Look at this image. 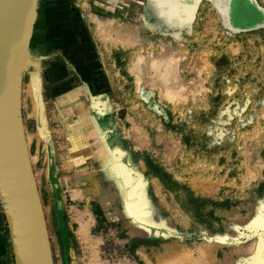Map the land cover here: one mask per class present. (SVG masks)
<instances>
[{
    "label": "rangeland",
    "instance_id": "1",
    "mask_svg": "<svg viewBox=\"0 0 264 264\" xmlns=\"http://www.w3.org/2000/svg\"><path fill=\"white\" fill-rule=\"evenodd\" d=\"M84 2L85 10L102 20L137 29L145 19L152 28L147 35L138 31L143 40L122 47L121 42L105 40L95 22L85 18ZM159 45L184 50L173 69L175 80L186 84L184 103L165 102L157 86L138 94L127 69L139 50L160 49ZM28 48L38 56L46 128L35 112L27 72L22 78L21 118L52 264H90L92 251L108 264H146L140 251L131 250L121 238L132 229H137L140 240L151 243L177 235L193 249V257L198 256L197 247L207 243H222L228 249L257 236L261 244L264 0H38ZM103 100L109 108L102 113ZM63 123L73 126L70 132L80 142L69 140L67 131L59 133ZM135 136L140 140L134 141ZM61 156L71 168L64 166ZM119 167L122 175L110 176L105 183L121 218L112 217L104 199L92 195L81 178L87 170H95L93 179L98 181ZM255 173L260 174L257 189L239 200ZM140 178L146 184L131 195ZM194 179L216 180L238 199L228 198L221 206H193V214L186 218L173 209L171 199L174 191L188 189ZM70 182L82 190L75 199ZM153 189L158 190L157 197ZM158 200L165 201L168 209L161 212L154 207ZM77 218L90 223L87 242L77 235ZM251 262V256L234 254V264ZM0 264H15L1 205Z\"/></svg>",
    "mask_w": 264,
    "mask_h": 264
},
{
    "label": "bare ground",
    "instance_id": "2",
    "mask_svg": "<svg viewBox=\"0 0 264 264\" xmlns=\"http://www.w3.org/2000/svg\"><path fill=\"white\" fill-rule=\"evenodd\" d=\"M82 5H83V9L85 11L83 15L85 16V18H88L91 22H93V23L95 22V24H96L95 27L97 26L96 28L99 29L102 37L105 40H110L111 42L113 41V43H115V44L116 43L118 44V43L121 42L122 43V47L124 46L123 44H127L128 42H132L133 40L134 41H136V39H137V41H141V39L143 40L142 35H140L139 32L143 31L144 32L143 35H144L152 28L151 23L148 22L147 20L143 19V18H142L143 19L142 22L139 24V27L136 26L137 29L135 27L131 28L130 24H127L125 27H122V26H119L117 23L116 24L111 23V21L109 19L108 20H102V19L98 18L97 15L91 13L87 8L85 10V7H86L85 2ZM165 36H167V35H165ZM100 40H101V38H100ZM133 42H132V44L135 43V42L134 43ZM144 43H146V41ZM161 45H163V44H161ZM140 49H142V48H140ZM173 49H171V47H168V46H165L163 48L161 47L160 49H158V48L157 49H155V48L152 49V48L146 47V48H143V50H139L135 55L132 54L134 56L131 59L130 65H129V67L127 69L129 70V73H131L132 76L134 77V81H135L134 84L136 85V89H137L138 94H143L144 93L143 91H144L145 88L157 86L158 89L160 87L161 90H159V92L161 91V96L165 100V102L173 104V105H177L179 103L186 102V94L183 93V86H182L184 84L175 80V78L178 80V77H177V74H176L177 72H173L174 67L176 68L178 66V63H180V60L182 59V54H183L184 50L183 49L180 50L178 48L179 51L174 52ZM197 70H195V71H197ZM189 85H190V83H189ZM29 88H30V86H28V90H29ZM159 95H160V93H159ZM117 96H118V93H117ZM189 97H191V96H189ZM191 99L193 100V98H191ZM103 101H102V103L100 104V107H99L100 112H102V113L105 112V110H107L109 108L107 102H105V101L103 102ZM64 111H67V109L64 110ZM67 112H70V109ZM179 114H181V113H179ZM59 116L62 119L63 115L60 114ZM179 116H181V115H179ZM263 116H264V114H263ZM57 117L58 116H56L54 118H56L58 120ZM229 117H231V116H229ZM243 118H245V117H243ZM41 123H42L43 127L46 128L45 127L44 118H42ZM63 124L65 125L64 128H62V127L58 128L59 133L61 134V132L63 133L64 131L65 132L67 131V132H69L68 134H70V135L67 134V136L69 137L68 138L69 140L72 139L73 143H75L76 141L80 142V140H78V139L75 140L74 136L72 135L73 133L71 134V132H70V130L73 129V128H71L73 126L70 127V125L68 123H63ZM61 126H62V124H61ZM129 127H132V126H129ZM213 128H214V126H213ZM132 129L135 130V132H136V129H135L134 126L132 127ZM73 132H74V129H73ZM137 133H135V134H137ZM254 134H255V132L253 133V135ZM139 136H142V135H139ZM222 136H223V134H222ZM131 138L133 140V137H131ZM139 138H141V137H139ZM139 138L136 137V140H134V141H139L140 140ZM247 139H248V137H247ZM143 140H146V138L143 137ZM256 140L255 141L253 140L254 144H255V142L258 143ZM125 141L127 143H130L128 138L125 139ZM258 141H259V139H258ZM261 141H263V144L262 143L261 144L264 145V139L261 140ZM250 144L247 146L248 148H249ZM137 145H139V144H137ZM26 147H27V143H26ZM115 152H117L120 156H122L120 154V152L117 150V148H116ZM248 152H249V149H248ZM246 153H247V151H246ZM252 156H253V154H252ZM68 157H71L70 154H69ZM73 157L74 158H72V159H78L76 156H73ZM61 158H62L61 160H62L64 166H66L67 168H71V164L67 163V161L64 160L65 157L61 156ZM242 163H244V162H242ZM255 164H254V166H255ZM252 165L253 164H251V166ZM245 168H249V165H248V167L245 166ZM253 168H255V167H253ZM122 170H123V168L119 167L117 169L112 170V172L108 176H105V175L101 176L100 175L98 181H95L93 179L95 176L97 178V172H95V170H92V171H88L87 170L86 171L87 173H85V176L81 177V178H83L84 181L87 182V186H88L87 190L90 189L92 195H97V196H100L101 199H104L105 208L109 211L108 213L112 217H119V218H121V213L120 214L118 213V211H117V203H115V200L113 199L112 195L111 196L109 195L110 193H109L108 188L106 186L105 179L109 178L110 176H114L116 179H118L117 177H120L122 175V173H123ZM201 170H203V169H201ZM249 170H250V168H249ZM204 172H206V171H204ZM209 172H211V171H209ZM78 173H80V172H78ZM247 173H249V172H247ZM257 173L252 174V175L249 174V175H251L250 178H249L251 180V182L245 188L244 194L240 195L241 198L239 200L244 201L248 196L252 195L255 192V190L257 189V182L259 181L258 178H259V175H260V174L257 175ZM195 174H196V171H195ZM214 176H216V175H214ZM78 179H79V177H78ZM103 179H104V181H103ZM113 184H115V182ZM145 184H146V181H144L143 179L140 178V182L135 183V185L131 189V191H130L131 195H135L136 193L140 192ZM245 184H247V183H245ZM245 184L243 185L244 187H245ZM76 185H77L76 182H70L69 183V188H70L69 190H70V195H71L72 199H75L76 197L80 196L81 193H82V190L77 189ZM235 188H237V187H235ZM238 188H239V186H238ZM138 189H139V191H138ZM157 195H158V190L157 189H153V196L157 197ZM237 197L238 196L235 195V193L231 192L228 187H225L222 184H220L219 182H216V180L215 181H211V180L207 181V180H203V179L202 180L194 179V180L191 181L188 189L182 190V191H174L172 199H171V202H172L173 209L176 212H178L182 216H185L186 218H188L189 214H193V212H194L193 208L194 207L201 208L205 204H210L212 206H221L223 204V202L226 201L228 198H237ZM101 199H100V201H101ZM154 207L159 209L161 212H164L165 210L168 209L167 204L163 200L156 201ZM91 216L93 217V214H91ZM191 219H192V216H191ZM125 220H126V218H125ZM77 221H78L77 235L79 236V238L81 240H83L84 242H87V240H88L87 236L89 234V228H90L89 224L90 223L87 220H80L79 218H77ZM165 224L167 225L168 228H170V224H169L167 219L165 220ZM132 230H130V231L126 230L125 231L126 233L123 234L121 236V238L129 245L131 250L136 249V250L140 251V253L143 255V257H144V259L146 261V264H200L201 261H205L207 264H234V254H238V256H251L252 257L251 264H264V247H261L259 237L257 238V236L249 238L247 241L241 243L240 245H238L236 247H231V248H228V249L225 248L222 245V243H217L216 242V243H213V244H211V243L203 244V245H200V246L197 247L198 256L197 257H193V255H192L193 249L191 247H188V246L182 244L181 241H180L181 239L177 235L169 236V237H167V238H165V239H163L161 241H158L156 243H153V242L151 243V242H146V241L140 240L139 239V235H137L138 234V232L136 231L137 229L136 230L132 229ZM9 238H10V236H9ZM89 241H90V239H89ZM90 256H91V257H89L90 258V264H108L106 262L105 263L102 262L96 256L95 252H93V251L91 252Z\"/></svg>",
    "mask_w": 264,
    "mask_h": 264
},
{
    "label": "water",
    "instance_id": "3",
    "mask_svg": "<svg viewBox=\"0 0 264 264\" xmlns=\"http://www.w3.org/2000/svg\"><path fill=\"white\" fill-rule=\"evenodd\" d=\"M37 4L38 0H0V205L15 264H52L20 108L22 78L27 72L43 127L38 56L28 48Z\"/></svg>",
    "mask_w": 264,
    "mask_h": 264
},
{
    "label": "snow or ice",
    "instance_id": "4",
    "mask_svg": "<svg viewBox=\"0 0 264 264\" xmlns=\"http://www.w3.org/2000/svg\"><path fill=\"white\" fill-rule=\"evenodd\" d=\"M256 221H253V224L255 223ZM249 228L252 227V225H248ZM261 247H264V230H262V233H261Z\"/></svg>",
    "mask_w": 264,
    "mask_h": 264
}]
</instances>
